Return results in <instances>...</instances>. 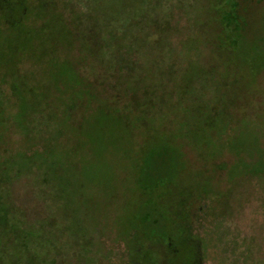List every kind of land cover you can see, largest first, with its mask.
I'll use <instances>...</instances> for the list:
<instances>
[{"label":"rangeland","instance_id":"obj_1","mask_svg":"<svg viewBox=\"0 0 264 264\" xmlns=\"http://www.w3.org/2000/svg\"><path fill=\"white\" fill-rule=\"evenodd\" d=\"M246 2L236 50L229 0L9 12L0 248L10 213L34 246L12 264H264V0Z\"/></svg>","mask_w":264,"mask_h":264},{"label":"trees","instance_id":"obj_2","mask_svg":"<svg viewBox=\"0 0 264 264\" xmlns=\"http://www.w3.org/2000/svg\"><path fill=\"white\" fill-rule=\"evenodd\" d=\"M229 4H230L229 10L222 13V15L225 16V17L223 16L225 33L223 35V38L217 40V43L219 48L221 49L226 48V49L236 50L239 46L242 45V43H244L245 36L242 31L244 30V27L248 26V22L242 16L241 12L243 11L247 12L249 6L246 5L247 4L246 0H229ZM28 11L29 9L27 5H25V0H0V15H1L0 23L3 24L4 26L3 28L8 29L9 31V28L12 29L15 25L14 22H11L9 12H11V16L16 12H18L19 17L21 16L25 17L26 15L24 14L27 13ZM17 24L18 26L22 25L20 21H18ZM12 35L17 36L20 39H23L21 40L23 43L17 42L16 44L18 50L23 49L25 45L27 47V45L30 43L29 35L22 34L20 30H18V32H16L15 34L12 33L11 36ZM15 51L17 53V50ZM22 51H18V52L23 53ZM199 117L201 116H198V118ZM3 122H4V115L2 113V108L0 107V124H2ZM188 132L191 134V130H188ZM170 151H174L173 148L172 149L170 148ZM176 153H177V157H179L180 154L178 152ZM6 200H7L6 197L2 196L0 198V211L2 212L5 210V208H3L2 206H5L4 203H6ZM6 222H8V224L7 226H5L6 227L5 229L6 231L4 234L5 236L2 238L1 241V243L3 242V245L0 248L1 250L0 264H12L15 263L13 261L18 262L19 260H23L25 259L26 257L25 254H27L28 251L34 250V246L28 245L27 236L24 233H22L19 228L20 220L18 219V217L16 218V216L13 213L12 214L10 213V215L6 217ZM12 238L14 239L11 241ZM8 241L11 242L9 245L7 243ZM24 264H29V263L25 262Z\"/></svg>","mask_w":264,"mask_h":264}]
</instances>
